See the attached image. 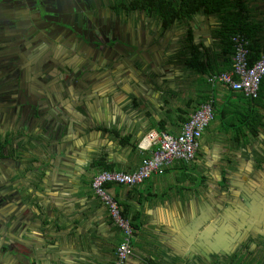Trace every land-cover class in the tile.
<instances>
[{
    "label": "crops",
    "instance_id": "1",
    "mask_svg": "<svg viewBox=\"0 0 264 264\" xmlns=\"http://www.w3.org/2000/svg\"><path fill=\"white\" fill-rule=\"evenodd\" d=\"M245 1L256 27L249 43L262 55L264 0ZM127 19L131 26L115 42L154 54L158 65L145 64L147 57L134 70L120 51L71 50L70 57L83 59L71 64L73 76L57 72L44 80L41 73L42 94L33 104L23 99L19 107L14 97L0 103V264H112L120 235L92 192V179L101 171L137 170L150 155L140 142L151 132L177 135L207 100L214 119L191 162L175 161L139 186L108 187L135 227L125 264H264V86L249 103L187 67L190 31L201 61L215 74L227 68L219 15L200 11L165 32L146 12ZM183 40L189 50L185 43L176 47ZM176 54L184 60L168 72L173 66L164 61ZM89 56L98 64L91 66ZM224 118L236 124L224 127Z\"/></svg>",
    "mask_w": 264,
    "mask_h": 264
},
{
    "label": "flooded vegetation",
    "instance_id": "2",
    "mask_svg": "<svg viewBox=\"0 0 264 264\" xmlns=\"http://www.w3.org/2000/svg\"><path fill=\"white\" fill-rule=\"evenodd\" d=\"M134 1L2 0L0 103L7 104L14 97L19 107L24 106L20 104L23 99L33 104V98L41 96L43 90L39 75L44 73V80H52L64 64L75 66L80 62L68 53L74 48L86 49L82 41L84 33L99 39L104 35L117 38L120 31L128 29L124 23L135 12L130 10ZM84 42L89 46L88 41ZM125 64L130 66L128 62ZM13 109L8 110L15 112Z\"/></svg>",
    "mask_w": 264,
    "mask_h": 264
},
{
    "label": "built area",
    "instance_id": "3",
    "mask_svg": "<svg viewBox=\"0 0 264 264\" xmlns=\"http://www.w3.org/2000/svg\"><path fill=\"white\" fill-rule=\"evenodd\" d=\"M232 42L231 70L208 76L209 86L222 85L232 92L241 93L247 99H257L261 80L264 78V56L249 64V41L235 36ZM214 119L211 101L202 103L199 108L182 124L177 135L169 133H149L139 147L149 156L144 158L137 170L124 172H99L91 182L94 195L107 208L109 218L120 235L112 264H125L131 255V240L135 230L123 214L118 203L108 191L109 186L135 187L143 184L153 175H162L175 161L191 162L199 149L203 132ZM156 146V149L153 147Z\"/></svg>",
    "mask_w": 264,
    "mask_h": 264
},
{
    "label": "trees",
    "instance_id": "4",
    "mask_svg": "<svg viewBox=\"0 0 264 264\" xmlns=\"http://www.w3.org/2000/svg\"><path fill=\"white\" fill-rule=\"evenodd\" d=\"M132 11L146 12L149 15L156 16L161 21V26L166 31L177 20L181 18H190L191 16L203 12L205 15H219L220 24L218 31V38L222 47V54L225 57H231L233 55L231 39L235 36H242L249 42L254 37L255 26L248 22V11L245 0H179L178 3L170 2L167 0H136L131 4ZM186 41L190 43V55L191 58L187 61V67L195 70L200 75H207V77L214 75L210 65L207 62L201 61V54L199 55V47L192 43V33L189 31L186 37ZM249 55L248 62L253 64L260 59L264 54L258 53L252 46V43L248 45ZM231 59L225 60L227 68L221 69L222 72L231 70ZM219 71V70H218ZM264 86V78L261 80L258 97L261 95V88ZM241 94V93H239ZM242 97H244L241 94ZM249 103L256 101V99H246ZM208 101V100H207ZM249 112V111H248ZM253 113L252 111H250ZM246 119H249V113H245ZM188 119L183 120L184 124ZM246 120V122H247ZM223 126H233L236 123L227 121V118L222 119ZM240 125L246 124L241 122ZM237 122V123H238ZM225 127V126H224ZM257 132L252 128L251 134L255 135ZM124 214V212H123ZM134 230L135 227L133 226Z\"/></svg>",
    "mask_w": 264,
    "mask_h": 264
},
{
    "label": "water",
    "instance_id": "5",
    "mask_svg": "<svg viewBox=\"0 0 264 264\" xmlns=\"http://www.w3.org/2000/svg\"><path fill=\"white\" fill-rule=\"evenodd\" d=\"M1 2H2V0H0V3ZM161 28H162V26H161ZM163 31H164V29H163ZM109 38H111V36ZM125 38H128V37H125ZM117 39H119V38H117ZM83 40L86 41V39H84V38L82 39V41ZM111 40L113 42L114 38H112ZM98 41H100V40L97 39V41L94 44L89 45L90 47L92 46L91 48L94 51L103 52L107 56V52L105 51V49H103V46H106L108 44L107 46L109 48H106L107 50H111V51L113 50V51H116V53H118L120 51V54H121L120 57L122 59V62H124V63L128 62L133 67H137L138 69H140L145 64H150L151 65L153 63V64H157L158 65L157 58L156 57L154 58V54L152 56H150V54H147L146 52L141 50V48L139 46L136 47L135 44H130L128 41H119L118 44L115 45V46H113L114 44L110 45L109 43H107V44L103 43L102 47L100 49L97 48L99 46L98 45V43H99ZM112 42H110V43H112ZM147 57L150 58L151 60L149 62L145 63V64H141L140 60L145 59ZM137 58H140V59L137 60ZM86 59H87V61H92V62H93V60H96V59H92L90 57H87ZM65 66H66L65 68L63 66L60 67V69L57 71L58 74H60V76H62V77H65V76L71 77V76H73L74 73H75V69L73 67H71L70 65L67 66V64H65ZM133 69H135V68H133ZM54 77H56V74L54 75ZM79 77L82 79V78L85 77V75L80 74ZM80 88L82 89V87H80ZM81 91L82 90H76L75 93L81 92ZM28 93L30 94V91ZM61 127H62L61 124H57L56 126H54L55 133H56V131L60 130Z\"/></svg>",
    "mask_w": 264,
    "mask_h": 264
},
{
    "label": "rangeland",
    "instance_id": "6",
    "mask_svg": "<svg viewBox=\"0 0 264 264\" xmlns=\"http://www.w3.org/2000/svg\"><path fill=\"white\" fill-rule=\"evenodd\" d=\"M125 25H126V27L128 28V27H130L131 25V23H130V20L129 19H127L126 21H125V23H124ZM135 23H133V25H134ZM88 37V39H86ZM110 37V35L109 36H107L106 37V35H104V36H100V39L99 38H96V37H93L92 35H88V34H86V33H84V39H86V41H88L90 44H92L93 42H96L97 41V39L98 40H100V41H98V42H100V44H107V43H110V42H112V37L111 38H109ZM156 39V38H155ZM159 38L157 37V39L156 40H158ZM180 39H183L182 37H181V35H180ZM115 40H113V42H114ZM112 42V43H113ZM83 43H84V46H86V50L88 51L89 50V48H90V46H88L87 45V43L86 42H84V40H83ZM185 43V46L186 47H188V44H186V41H177V44H176V47L177 48H181L182 49V46H183V44ZM89 44V45H90ZM118 43H115L113 46H115V45H117ZM108 45V44H107ZM103 46V49H105V50H107L106 48H109L108 46ZM100 47H102V45H100ZM172 47V46H171ZM72 49V48H71ZM188 50H189V47H188ZM71 51V50H70ZM73 51H77V49L76 48H74L73 49ZM107 51H109V50H107ZM106 51V52H107ZM78 52V51H77ZM82 55H89L84 49L82 50ZM105 54L103 53V56H104ZM180 54H176V55H172L171 57H170V59H168V60H166V61H164L166 64L167 63H169L171 66H173V67H170L169 69H168V72H170L171 70H175V64L176 63H179L180 65H181V61L183 62V60L184 59H181V56H179ZM68 56H69V53H68ZM90 58H92V59H95L93 56H89ZM156 56H154V58H155ZM77 58H79V60L80 61H82L83 59H82V57H81V55H78V57ZM110 59V58H109ZM79 60H77V61H79ZM89 62V64L91 65V66H93V64H98V62H97V60H93V62L92 61H88ZM135 69H137V70H139L137 67H135ZM134 69V70H135ZM177 69V68H176ZM179 69V68H178ZM105 70V75H110V76H112L111 74H110V72L105 68L104 69ZM113 73H115L114 71H113ZM179 73H180V71H179ZM115 75H117V73L115 74ZM124 74L122 73V76H123ZM188 75L186 74V77H187ZM198 76L200 77V75H198V74H196V77L198 78ZM212 134V133H211Z\"/></svg>",
    "mask_w": 264,
    "mask_h": 264
}]
</instances>
